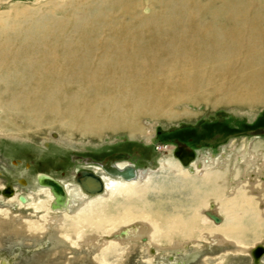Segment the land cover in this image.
Listing matches in <instances>:
<instances>
[{
	"label": "bare ground",
	"instance_id": "6f19581e",
	"mask_svg": "<svg viewBox=\"0 0 264 264\" xmlns=\"http://www.w3.org/2000/svg\"><path fill=\"white\" fill-rule=\"evenodd\" d=\"M138 3L116 0L109 4L115 11L99 12L69 32L64 26L47 30L19 26L8 31L1 27L0 107L5 112L0 114V133L28 136L42 124L60 120L63 126L90 133L120 127L136 134L139 119L167 118L177 105L212 109L264 105V0H183L173 3L168 13L154 12L149 19L136 17ZM19 14L23 10L13 20H20ZM125 15L133 16L130 21L119 17ZM73 80L84 90L66 94ZM247 144L234 153L229 165L228 153L235 146L217 156L216 163L225 166L222 171L203 170L197 180L177 176L183 196L189 197L185 202L191 201L185 210H180L184 202L166 205V200L174 201L172 194L159 195L151 203L145 200L152 168L135 169L136 176L129 180L99 173L103 191L96 196L84 191L73 195L62 183L60 196L44 184V174H38L33 181L47 195L53 214L33 219L15 218L7 206L27 207L35 189L27 196L1 188L0 202L8 211L0 212V249L15 242L30 246L55 239L59 246L51 256L57 258L69 245L93 250L94 264H112L109 256L117 248L128 258L144 237L149 248L167 251V256L189 254L195 250L188 246L189 240L200 238L240 253L255 240L258 224H264V145ZM215 159L207 154L201 166ZM193 162L191 167L198 170ZM126 165L119 162L117 167ZM167 166L160 162L161 168ZM18 182L27 183L23 178ZM210 200L215 203L209 205ZM44 203L37 200L35 210ZM216 215L221 220L215 222ZM210 222L213 226H208ZM131 227L137 230L132 232ZM122 234L133 240L127 248L124 239L105 240ZM70 258L74 256L57 263L46 255L36 261L68 264ZM0 264H4L1 258Z\"/></svg>",
	"mask_w": 264,
	"mask_h": 264
},
{
	"label": "rangeland",
	"instance_id": "374dc122",
	"mask_svg": "<svg viewBox=\"0 0 264 264\" xmlns=\"http://www.w3.org/2000/svg\"><path fill=\"white\" fill-rule=\"evenodd\" d=\"M137 1L139 3L136 17L149 19L154 12L168 13L172 10L173 3L178 4L183 0ZM115 2L116 0H80V3L76 0H0V28L3 27L8 31L20 26V30L30 27L32 30L35 27L47 30L64 26L69 32L84 25L86 19L92 18L99 12L115 11L113 6H109L110 3L112 5ZM22 10L23 14L18 15L20 20H13ZM131 16L133 15L119 17L130 21ZM15 21L17 24L13 25ZM68 84L67 89L69 90H65L66 94L68 91L84 90V88H78L80 86L76 80L70 81ZM59 92L63 95L62 99L67 100L64 91L59 90ZM169 111L172 112L167 118L143 117L139 119L137 126L140 127V132L136 134L124 131L120 127L105 128L98 133H90L81 128L63 126L64 123L60 120L54 121L55 123L50 125L43 126L42 124L34 131L31 129L33 132L28 136L18 135L19 137H17L16 134H11L13 137H8L6 134L0 133V189L2 188L5 192L7 189L12 192L14 190L16 194H28L27 196L33 194L32 191L35 189V195L29 199L30 205L27 207L17 209V205L12 208L0 202L1 214H6L8 207L11 208V213L15 218L20 216L33 219L39 216H51L53 210L47 204V195L41 193L33 181L38 174H44L59 184L68 185V188L73 191V195H76L77 191L79 194H84L78 184L74 182V176L79 171H86L97 176L100 173V175L118 179V177L109 176L99 163H102L107 157L113 160L121 159L124 154L128 155L124 164L133 166L135 169L152 168L155 171L150 175L147 181L148 185L145 187V190H148L146 201L151 203L159 195L172 194L175 196L173 197L174 201L166 200V205L171 206L172 203L184 202L180 210H185L191 206V201L185 202V199H189V197L183 196L177 176L185 174L197 180L203 170L204 173L219 172L221 168H225V166L221 167L216 163L220 153L228 152L229 148L235 146V151L228 153L230 160L226 165H229L234 153L238 152L240 148L248 146L247 143L254 144L264 141V130L260 135H251L254 130L260 127L264 128V105L254 108L219 106L212 109L203 105L185 104L177 105ZM4 112V108L0 107V114ZM176 139L187 143L190 141L188 145L194 151L195 161L193 160V163L199 165L198 170L192 165L193 170L189 172L173 156V141ZM210 153L216 156L214 163H205V166L202 167L203 158ZM160 162H166L168 166L161 168ZM226 168L228 167L226 166ZM22 178L27 182L25 186L18 182ZM119 178L122 180L121 177ZM230 181L229 177L225 183ZM179 195L183 199L178 198ZM37 200L45 202L44 207L40 210L38 206L35 210ZM214 203L212 200L209 201V205ZM216 217L221 220V216L216 215ZM210 225L213 226L211 222L208 226ZM263 227L264 224H258L255 240L247 245L248 249L240 253L232 252L233 247L228 245H213L209 243V240L200 238L189 240L188 246L195 249L189 254L181 251L167 256V251L158 253L156 248L151 246L149 248L148 240L141 237L138 243L136 241L138 247L135 252H130L131 255L128 258L122 253L124 250L117 248L114 256L110 254L108 263L112 261L114 264L115 260L120 259L122 260L121 264H170L169 261L184 262V264H218L219 262L220 264H253L250 250L256 244L264 245ZM131 229L132 232L137 230L136 227H131ZM132 232L130 233L132 234ZM115 239L126 240L124 243L126 248L133 241L132 238L130 241L123 234L107 236L105 240ZM99 240L98 242L102 241V239ZM15 243L0 249V258L4 264H37L36 259L45 258L46 255L55 258L53 260L57 263L74 256V259L68 260V264H94V251L91 249L79 248V250H75L67 245L64 247L63 254L57 255V258L51 256L52 251L59 246L56 245L55 239L51 241L44 239L30 246ZM63 255L64 258L61 259ZM202 257L205 259L204 263H201Z\"/></svg>",
	"mask_w": 264,
	"mask_h": 264
},
{
	"label": "water",
	"instance_id": "95a60500",
	"mask_svg": "<svg viewBox=\"0 0 264 264\" xmlns=\"http://www.w3.org/2000/svg\"><path fill=\"white\" fill-rule=\"evenodd\" d=\"M262 132L263 131L261 130L254 131L251 132V135H260ZM173 145L176 147V149H174L173 151V156L178 159L183 168L187 169L189 172H192L193 169L191 167V163L193 162L195 157L194 151L184 142L177 139L173 141ZM110 174L115 177H121L124 180H129L136 176L135 169L129 165L123 168L113 167L112 169H110ZM41 179L45 181V183H41L50 186L51 189L54 190V192L58 193V195L61 196L63 194V190L58 182L46 175L41 176ZM74 182L78 184L82 191H84L89 196H96L103 191V183L101 181V178L90 172L79 171L74 176ZM218 220L219 219L217 217H214L215 222H217ZM262 254H264V248L258 245L252 251V256L255 262Z\"/></svg>",
	"mask_w": 264,
	"mask_h": 264
},
{
	"label": "flooded vegetation",
	"instance_id": "af4514ba",
	"mask_svg": "<svg viewBox=\"0 0 264 264\" xmlns=\"http://www.w3.org/2000/svg\"><path fill=\"white\" fill-rule=\"evenodd\" d=\"M258 130H261V131H263L264 130V128H258V129H256V130H254V131H258ZM253 131V132H254ZM179 141H182V142H184L187 146H189L188 145V143H190V141L187 143V142H185V141H183V140H179ZM174 149H176V147L174 146ZM192 149V148H191ZM128 155H126V154H124L123 155V158H119V159H116V160H113L112 158L110 159H108V157L102 162V163H99V165L102 167V169H104L109 175H111L110 174V169H112V167H117V164L119 163V162H124V161H126L127 159H128V157H127ZM126 166H128V165H126ZM130 166V165H129ZM125 167V166H124ZM131 167H133V166H131ZM134 168V167H133ZM135 169V168H134ZM112 176V175H111ZM100 177V176H99ZM103 183V182H102ZM8 191V190H7ZM258 245H260V246H262L263 248H264V245H261V244H256V246H254L251 250H250V255H251V257H252V261H253V264H260V262L264 259V254H262L259 258H258V260L255 262V260H254V258H253V256H252V251L258 246Z\"/></svg>",
	"mask_w": 264,
	"mask_h": 264
},
{
	"label": "crops",
	"instance_id": "0c3cea01",
	"mask_svg": "<svg viewBox=\"0 0 264 264\" xmlns=\"http://www.w3.org/2000/svg\"><path fill=\"white\" fill-rule=\"evenodd\" d=\"M262 143H263V145H264V141H263Z\"/></svg>",
	"mask_w": 264,
	"mask_h": 264
}]
</instances>
